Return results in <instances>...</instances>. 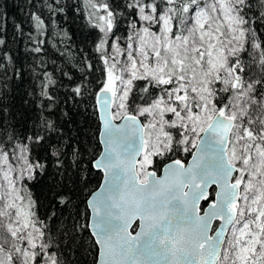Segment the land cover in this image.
Segmentation results:
<instances>
[{"label":"snow or ice","instance_id":"snow-or-ice-1","mask_svg":"<svg viewBox=\"0 0 264 264\" xmlns=\"http://www.w3.org/2000/svg\"><path fill=\"white\" fill-rule=\"evenodd\" d=\"M184 256L264 264V0H0V264Z\"/></svg>","mask_w":264,"mask_h":264},{"label":"water","instance_id":"water-1","mask_svg":"<svg viewBox=\"0 0 264 264\" xmlns=\"http://www.w3.org/2000/svg\"><path fill=\"white\" fill-rule=\"evenodd\" d=\"M116 135L118 137L120 136L119 133ZM141 148L142 138L139 134L129 135L120 139V150L123 153V158L125 159L131 160L141 152ZM201 148L202 151L195 161L191 163V157L187 159V163L189 164L187 169L174 166L173 169H171L167 174L169 177V183L177 185L173 192L170 193V196L179 195L180 189L178 186L181 184H194V182L197 180H203L206 174L212 171L219 163L217 156L218 146L213 143L211 135L205 138ZM182 173L183 175H181ZM124 179L125 173L123 171H118L115 177V183L112 186V191L114 194L118 195L121 192ZM154 183L156 182L154 181ZM171 204L173 208L180 209L182 207V200L172 199ZM101 222H103V217H101ZM183 259L185 260L186 264H192L193 258L191 256H184Z\"/></svg>","mask_w":264,"mask_h":264},{"label":"trees","instance_id":"trees-1","mask_svg":"<svg viewBox=\"0 0 264 264\" xmlns=\"http://www.w3.org/2000/svg\"><path fill=\"white\" fill-rule=\"evenodd\" d=\"M74 47V46H73ZM94 130V129H93ZM102 148V147H101ZM188 158V157H187ZM95 175V174H94ZM101 183V180L99 178H97L96 180H94L93 184H92V188L96 189L97 188V184ZM32 193H34L35 195H40L41 199L43 200L45 197H47L48 195V190L47 188L41 184V185H37L36 187L31 189ZM88 192L85 191V193L83 194L84 196H87ZM81 199L83 197H80Z\"/></svg>","mask_w":264,"mask_h":264},{"label":"flooded vegetation","instance_id":"flooded-vegetation-1","mask_svg":"<svg viewBox=\"0 0 264 264\" xmlns=\"http://www.w3.org/2000/svg\"><path fill=\"white\" fill-rule=\"evenodd\" d=\"M188 158H189V157H188ZM188 158H186V161H187Z\"/></svg>","mask_w":264,"mask_h":264}]
</instances>
